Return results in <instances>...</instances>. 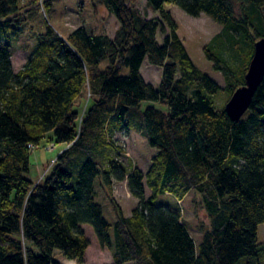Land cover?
<instances>
[{"label": "trees", "instance_id": "obj_1", "mask_svg": "<svg viewBox=\"0 0 264 264\" xmlns=\"http://www.w3.org/2000/svg\"><path fill=\"white\" fill-rule=\"evenodd\" d=\"M140 1L91 0L116 18L115 35L81 27L63 38L48 23L54 0H0V264H61L55 250L83 263V225L112 252V264H264V243H257L264 223V79L233 122L215 107L220 87L194 65L163 7L221 26L203 52L222 74L229 100L264 39V0H146L157 14L151 19ZM40 9L41 29L31 31L35 43L15 72L10 42L23 37ZM145 60L161 70L157 87L141 74ZM128 132L156 150L146 173L119 161L116 138ZM45 138L66 148L33 183L26 176L31 147ZM97 178L113 225L95 200ZM114 180L126 181L137 200L130 216L109 196ZM190 193L208 218L198 247L179 211L157 204L162 195L181 202Z\"/></svg>", "mask_w": 264, "mask_h": 264}, {"label": "rangeland", "instance_id": "obj_2", "mask_svg": "<svg viewBox=\"0 0 264 264\" xmlns=\"http://www.w3.org/2000/svg\"><path fill=\"white\" fill-rule=\"evenodd\" d=\"M27 3L28 0H19L20 6H25ZM138 7L148 19L157 17V14L146 9V0H141L138 3ZM163 7L164 10L170 12L175 21L178 27V35L194 65L220 87L213 96V101L217 109H223L229 98V93L224 91L225 82L222 74L214 69L213 62L209 61L203 52L204 47L210 43L211 39L221 33V26L204 14L194 18L185 14L175 5L165 4ZM42 16L44 17V12L40 9L37 16L30 20L29 28L23 37L18 42H10L12 64L15 72L25 65L30 55L29 49L35 43V40L31 37V31L41 29ZM48 23L63 38H66L71 32L81 27L92 34H107L113 37L119 28L116 18L104 7L98 6L94 8L91 0H54L53 11L48 16ZM161 39L162 37L159 36V42H161ZM225 57L234 60L233 53L228 52V50L225 52ZM141 74L144 80L154 87H157L161 81V70L151 66L146 60L141 67ZM83 101L84 99L80 101L81 105H84ZM116 143L122 152L119 156V161L126 168L137 167L143 173H146L156 150L152 149L146 140L135 132L118 135ZM50 144L54 143L49 142L45 138L30 152L29 173L26 176L33 183H38L44 177L54 164L56 157L66 148L65 144H54V149L49 151L47 147ZM99 182L103 183L100 178H97L95 200L101 205L106 221L113 225L115 214L107 197V190L104 191L102 188L104 185H100ZM145 193L147 196L149 195L147 188H145ZM109 196L118 205L124 216H130L131 211L137 205V200L130 194L126 181L114 180ZM157 204L159 207H167L170 210L179 211L182 221L186 224L195 242V246L198 247L202 241L201 231L208 227V218L200 205L197 195L190 193L181 202L172 196L162 195L158 198ZM81 230L89 241L83 263L66 258L58 250L53 252V258L61 264L110 263L112 252L99 246L92 227L83 225ZM257 243H264V223L258 227Z\"/></svg>", "mask_w": 264, "mask_h": 264}, {"label": "water", "instance_id": "obj_3", "mask_svg": "<svg viewBox=\"0 0 264 264\" xmlns=\"http://www.w3.org/2000/svg\"><path fill=\"white\" fill-rule=\"evenodd\" d=\"M264 79V39L257 41L247 72L244 85L238 88L226 102L224 111L233 122H239L249 110L253 96Z\"/></svg>", "mask_w": 264, "mask_h": 264}, {"label": "built area", "instance_id": "obj_4", "mask_svg": "<svg viewBox=\"0 0 264 264\" xmlns=\"http://www.w3.org/2000/svg\"><path fill=\"white\" fill-rule=\"evenodd\" d=\"M36 148V146H32L31 147V150H33V149H35ZM47 149L49 150V151H52L53 149H54V144H50L48 147H47Z\"/></svg>", "mask_w": 264, "mask_h": 264}, {"label": "crops", "instance_id": "obj_5", "mask_svg": "<svg viewBox=\"0 0 264 264\" xmlns=\"http://www.w3.org/2000/svg\"><path fill=\"white\" fill-rule=\"evenodd\" d=\"M108 264H112V259H111L110 263H108Z\"/></svg>", "mask_w": 264, "mask_h": 264}]
</instances>
